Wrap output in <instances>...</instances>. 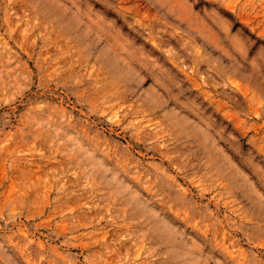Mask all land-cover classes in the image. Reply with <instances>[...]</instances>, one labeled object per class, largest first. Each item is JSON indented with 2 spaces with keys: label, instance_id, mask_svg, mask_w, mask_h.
<instances>
[{
  "label": "rangeland",
  "instance_id": "rangeland-1",
  "mask_svg": "<svg viewBox=\"0 0 264 264\" xmlns=\"http://www.w3.org/2000/svg\"><path fill=\"white\" fill-rule=\"evenodd\" d=\"M0 264H264V0H0Z\"/></svg>",
  "mask_w": 264,
  "mask_h": 264
}]
</instances>
